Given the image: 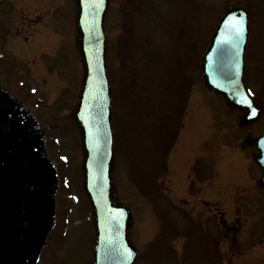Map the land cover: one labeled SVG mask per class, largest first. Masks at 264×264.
<instances>
[{
    "label": "rangeland",
    "instance_id": "374dc122",
    "mask_svg": "<svg viewBox=\"0 0 264 264\" xmlns=\"http://www.w3.org/2000/svg\"><path fill=\"white\" fill-rule=\"evenodd\" d=\"M229 2L111 0L106 31L114 179L135 218L136 264H212L219 252L218 264H226L235 235L232 252L240 248L246 251L242 260L264 264V192L250 187L251 174L259 170L248 151L228 146L247 130L238 125L240 113L228 112L224 99L205 88L200 70ZM248 3L246 82L264 110V0ZM75 5L74 0H0V90L9 91L1 111L29 109L53 189L50 233L36 264H93L95 234L83 189L80 136L69 117L83 71ZM252 130L264 132V118ZM179 165H185L180 176ZM189 169L201 170L198 178ZM204 175L210 186L199 191L195 186ZM166 208L179 216L166 217ZM222 217L235 223L238 234L230 230L226 240L221 237ZM256 245L263 246L253 249Z\"/></svg>",
    "mask_w": 264,
    "mask_h": 264
},
{
    "label": "water",
    "instance_id": "95a60500",
    "mask_svg": "<svg viewBox=\"0 0 264 264\" xmlns=\"http://www.w3.org/2000/svg\"><path fill=\"white\" fill-rule=\"evenodd\" d=\"M75 1L84 78L70 117L81 137L83 186L94 215V264H134L139 256L131 239L134 219L131 209L119 200L113 177L116 156L105 31L110 0ZM249 16L248 0H230L201 63L206 86L240 111V125L246 128L262 118L244 79ZM230 17L244 22L238 45L227 24ZM243 99L249 103H242ZM240 145L251 149L261 170L258 186L264 189V133H248ZM50 193V173L33 124L24 113L6 121L0 103V264H32L39 240L48 232Z\"/></svg>",
    "mask_w": 264,
    "mask_h": 264
},
{
    "label": "flooded vegetation",
    "instance_id": "af4514ba",
    "mask_svg": "<svg viewBox=\"0 0 264 264\" xmlns=\"http://www.w3.org/2000/svg\"><path fill=\"white\" fill-rule=\"evenodd\" d=\"M20 30H22V28H20ZM20 30H18V34L20 33ZM27 40H28V38H27ZM236 150H240L239 148H236ZM241 151H242V149H241ZM244 151V150H243ZM245 152V151H244ZM199 166V165H198ZM209 167H211L210 165H208V167L207 168H209ZM215 169H211V170H209V172H211V171H214ZM199 171L201 172V170H196L195 169V171H194V174H195V177L196 178H198L197 177V175L199 174ZM210 175V174H209ZM254 175V174H253ZM194 177V178H195ZM209 177V176H208ZM208 177H206L205 175L204 176H202L201 178H200V181H202V182H204L205 181V189H208V187L210 186V179L208 178ZM251 178H253V176H252V174H251ZM253 186H256V185H251V189L252 190H255L256 189V191H258L259 193H262V192H260L258 189H257V187H255V189H253ZM196 188H197V186H195ZM198 189V188H197ZM245 189V192L244 193H246V188L244 187V186H242L241 187V189H240V191H243ZM203 190H204V188H203ZM243 193V194H244ZM202 197V196H201ZM206 198V197H205ZM216 201H218V200H216ZM207 204V203H209V201L208 200H206V199H203V204ZM166 210V217H168V215H169V213H167L168 211H167V208L165 209ZM171 216V215H170ZM175 216H179L178 214H176ZM165 217V218H166ZM164 218V217H163ZM239 219H240V216H239ZM232 221H227V219H225L224 217H222V219H221V223H222V225H223V227L225 228V230L223 231L222 230V228H221V237H223V239L224 240H226L227 239V236L229 235V233H230V230H232L233 231V233L234 234H238V228H234V226H235V223H231ZM236 222V221H235ZM165 226H166V224H165ZM164 226V227H165ZM165 232V231H164ZM238 236V235H237ZM237 236L235 235V237H233V239L232 240H230V247H229V251L231 252V254H230V256H229V258H227L225 261V263L226 264H251V262H248L247 260H242L241 259V257H242V254L243 253H245L246 251L245 250H242V249H238L237 251H235L234 253L232 252V247H234L235 245H233L232 244V242H233V240L235 241V238H237ZM206 243L207 244H210L209 243V241H206ZM221 244V242H217V245H220ZM214 251V253H215V250H213ZM215 257H216V253H215V256H214V258H213V263L212 264H218L219 263V261L221 262L222 261V257H221V252H219V255L216 257V261H215ZM220 258H221V260H220ZM238 259V260H237ZM232 260H236V261H234V262H232ZM253 260V259H252Z\"/></svg>",
    "mask_w": 264,
    "mask_h": 264
},
{
    "label": "snow or ice",
    "instance_id": "6c2138e0",
    "mask_svg": "<svg viewBox=\"0 0 264 264\" xmlns=\"http://www.w3.org/2000/svg\"><path fill=\"white\" fill-rule=\"evenodd\" d=\"M243 23V20L237 17H230L227 22L228 27L230 28L232 36L236 40L237 45L239 38L242 37L244 33ZM241 102L245 104L249 103L246 99H243Z\"/></svg>",
    "mask_w": 264,
    "mask_h": 264
},
{
    "label": "bare ground",
    "instance_id": "6f19581e",
    "mask_svg": "<svg viewBox=\"0 0 264 264\" xmlns=\"http://www.w3.org/2000/svg\"><path fill=\"white\" fill-rule=\"evenodd\" d=\"M6 117H8V114H7V116H5V118H6ZM41 240H42V239L39 240V243H38V244H40Z\"/></svg>",
    "mask_w": 264,
    "mask_h": 264
}]
</instances>
